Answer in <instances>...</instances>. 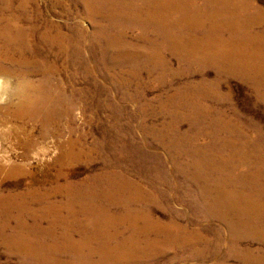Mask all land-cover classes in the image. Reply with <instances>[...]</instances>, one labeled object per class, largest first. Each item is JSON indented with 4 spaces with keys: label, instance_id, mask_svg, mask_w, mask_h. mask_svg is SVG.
Returning <instances> with one entry per match:
<instances>
[{
    "label": "rangeland",
    "instance_id": "1",
    "mask_svg": "<svg viewBox=\"0 0 264 264\" xmlns=\"http://www.w3.org/2000/svg\"><path fill=\"white\" fill-rule=\"evenodd\" d=\"M34 1L43 10L52 7L49 18L73 44L79 41L83 47L80 52L72 48L68 55L59 53L54 58L57 49L42 44L43 61L30 58L36 69L48 71L50 83L62 92L63 101L50 113L35 117L27 113L18 118L10 113L15 102L7 95L16 80L0 75L5 94L0 97V195L26 194L30 210L11 208L0 214V220L8 218L7 228L0 230V264L69 263L74 255L81 264H264V238H245L232 246L230 227L210 214H232L224 204L228 197L215 195V205L221 208L206 210L198 185V179L204 177L227 180L226 190L241 194L254 185H264V101L254 88L241 77L217 71L210 61L197 67L168 51L165 71L145 57L119 64L112 50L106 59L104 39L93 36L94 23L76 0ZM249 1L264 10V0ZM43 10L40 26L46 14ZM95 22L103 24L101 18ZM140 34L137 28L125 33L144 54ZM150 38L154 46L165 47L159 36ZM3 66L14 72L24 70L8 63ZM244 68L263 69L248 63L231 70L239 74ZM42 79L43 75L33 72L20 75L18 82L36 85ZM181 96L187 97L192 109ZM221 123L229 127L222 128ZM71 151L78 157L70 156ZM199 156L219 160L216 170L200 171ZM11 168L15 171L9 176ZM108 172L124 175L148 196V202L134 204L132 209L138 208L136 214L148 216L164 228L142 236L155 243L167 236V229L168 237H180L182 247L164 246V253L156 251L152 260H146L127 247L115 248L117 241L83 240L78 221L70 220L66 231L54 225L48 232L46 219L35 224L33 215L47 214L44 207L48 204H65L66 188L56 192L57 188L70 184L84 189L93 184L96 175ZM256 200L261 206L249 210L245 222L264 230V190L256 193ZM20 202L18 199L16 204ZM90 207L103 209L113 218L125 212L121 205L105 203L99 197ZM16 217L26 219L25 234L30 236L35 255L10 251L7 242L14 232L19 237ZM115 227L112 230L121 233L120 239L129 236L126 225Z\"/></svg>",
    "mask_w": 264,
    "mask_h": 264
},
{
    "label": "bare ground",
    "instance_id": "2",
    "mask_svg": "<svg viewBox=\"0 0 264 264\" xmlns=\"http://www.w3.org/2000/svg\"><path fill=\"white\" fill-rule=\"evenodd\" d=\"M76 1L82 6L86 17L94 23L93 36H101L104 39L103 56L105 58L110 50L115 55L113 59L119 64L145 57L144 60L147 62L151 61L153 65L159 64L161 71H165L167 67L166 51L177 55L178 59L187 64L197 67L198 64L202 65L210 61L217 67V71L222 73L225 71L230 76L236 75L248 82L258 97L264 101V10L249 0H204V3L197 0ZM50 9L52 7H46L43 10L34 0H0V75L8 78L14 77L16 80L7 98L15 102L12 103L14 108L10 113L17 118L27 113H30L32 117L38 116L41 112L50 113L63 101L61 90L50 83L48 71L40 67L36 69L31 63L30 58L36 63L43 61V56L40 55V45L43 44L49 49L56 48L58 52L55 53L54 58L59 53L68 55L72 48L80 52L83 47L79 41L73 44L70 38L62 33L61 27L53 23L48 15L51 12ZM41 10L46 13L42 26L39 24L42 17ZM96 18H101L103 24L95 22ZM172 19L175 20L171 21ZM136 28L141 29L138 39L144 41V54L136 48L138 44L136 46L131 44L125 35L127 31H133ZM151 35L162 38L165 50L151 44ZM4 63L20 66L24 70L14 72L10 68H5ZM248 63L260 64L263 69L261 71L240 69L238 71L240 76L231 70V68H239ZM33 72L43 75L40 83L35 85L30 81L22 84L18 82L20 75L25 77ZM4 95V88L0 82V97ZM181 97L183 102L188 103L186 107L192 109L187 97ZM220 126L229 127L226 123H221ZM236 154L238 155V152ZM236 154L232 157H236ZM70 156L78 157L72 151ZM212 157L199 156L200 171L208 169L213 172L216 170L215 166L219 160ZM14 171L15 169L11 168L8 175L11 176ZM226 182L227 180L221 182V180L215 181L209 177L198 179L204 208L216 211L221 206L215 205L217 201L214 196L228 197L224 204L226 210L232 214L217 216L209 213L227 228L230 227L231 238H233L232 246L245 238L255 240L264 238L263 229L248 226L245 222L249 210L261 206L259 200H256V193L264 190V185H254L250 192L241 194L226 190ZM64 188H66V202L63 206L48 204L44 207L47 214L33 215L36 225H39L43 219L47 220L48 232L56 227H62L66 231L67 226L71 224L70 220L78 221L79 233L83 240L117 241L115 248L127 247L133 255L146 260H152L151 255L156 251L164 253L162 249L164 246L169 245V249H172L175 244L179 247L184 244L180 241V237H168L167 229L164 231L167 236L155 243L142 236L145 232H156L160 227H164L153 222L148 216L141 213L136 214L135 211L138 208L132 209V205L148 202L149 198L144 195L138 185H134L122 174L101 173L94 177L93 184L84 189H77L75 185L67 184L65 187L57 188L56 192ZM98 197L102 198L105 203L121 205V209L125 211L124 214L113 218L103 209H92L90 202ZM26 198V194L7 197L0 195V214L7 213L11 208H17L20 212H29L27 204L29 200ZM18 199L21 202L16 204ZM74 206H78L79 209L75 210ZM63 210L67 211L66 216L62 215ZM7 219L5 217L0 220L1 231L7 228ZM15 221L18 225L16 234L19 237H16L14 232L13 238L7 242L10 243L8 244L10 251H19L28 256L35 255V250L28 240L30 236L25 234L26 219L16 217ZM115 224L126 225V228L130 230L129 236L120 239L121 233L118 230H112L116 228ZM111 230L112 232H109ZM140 239H143L142 244H139ZM81 263L80 257L74 255L69 263L59 264Z\"/></svg>",
    "mask_w": 264,
    "mask_h": 264
}]
</instances>
